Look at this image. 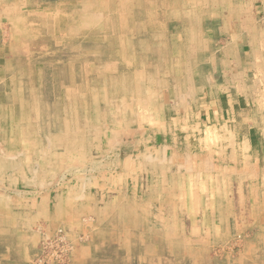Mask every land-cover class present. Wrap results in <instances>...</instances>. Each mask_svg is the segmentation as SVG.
Segmentation results:
<instances>
[{
	"label": "crops",
	"instance_id": "obj_1",
	"mask_svg": "<svg viewBox=\"0 0 264 264\" xmlns=\"http://www.w3.org/2000/svg\"><path fill=\"white\" fill-rule=\"evenodd\" d=\"M174 1V55L153 62V43L168 44L151 38L148 23L136 22L132 2L120 13L129 21L110 28L104 59L105 52L94 51L102 26L90 23L100 19L101 0H0V29L13 17L36 36L59 16L94 33L92 45L80 42L93 53L79 54L81 63L94 64L92 160H76L77 171L64 172L62 183L31 165L1 182L0 189L24 201L20 205L30 213L16 218L15 230L8 225L13 218H0L4 245L28 243L32 253L45 233L37 232L41 227L48 234L52 227L85 229L117 218H264V0ZM7 34L0 33V46ZM40 60L48 58L31 62ZM102 60L110 73L113 63L118 73L125 71L103 93L95 85ZM28 75L36 78L33 71ZM120 78L124 91L117 87ZM104 95L110 102L102 120ZM1 200L5 206L7 197ZM28 262L30 255L22 261Z\"/></svg>",
	"mask_w": 264,
	"mask_h": 264
},
{
	"label": "rangeland",
	"instance_id": "obj_2",
	"mask_svg": "<svg viewBox=\"0 0 264 264\" xmlns=\"http://www.w3.org/2000/svg\"><path fill=\"white\" fill-rule=\"evenodd\" d=\"M101 2L100 19L91 18L90 23L102 26L97 33L100 38L95 37L101 44L94 51L105 52L104 59L109 55L108 40L114 33L110 28L129 21L120 13L127 11L131 2L133 9L138 7L136 22L148 23L149 29L153 28L151 38H161L168 44L156 47L153 43L149 58L156 62L158 57L174 55V35L178 30L174 27L178 23L174 0ZM15 22L12 17L5 22V29H0L2 34L8 32L0 46V74L11 75L0 79V188L4 181L10 182L14 173L30 165L40 169L43 177L47 172L62 183L64 172L77 171L73 168L76 160H92L94 64L81 63L79 54L93 53L92 46L87 48L82 43L92 45L94 33L72 17L53 18L46 30H36V36ZM43 41L45 45L41 46ZM46 42L52 44L46 46ZM40 55L48 60L31 62ZM99 65L101 79L95 85L103 93L110 80L115 81L125 71L122 68L118 73L119 64L113 63L116 69L110 73L108 61L102 60ZM123 66L122 62L120 67ZM29 71L36 74L35 79L29 78ZM18 73L21 78L17 79ZM117 81H121L118 90L124 91V79ZM104 96L100 105L102 120L110 102ZM114 97L120 103L124 101L121 95ZM8 196L7 190L0 189V218H13L12 226L8 225L15 230L19 224L16 218L30 213L21 207L22 201ZM6 197L7 204L3 206L1 199ZM263 221L264 218H189L182 214L181 218H117L113 223L87 224L85 229L62 225L48 229V234L43 226L37 232L45 233L32 253L28 243L4 245L7 238L0 233V264H23L29 255L27 264H264V230L259 229Z\"/></svg>",
	"mask_w": 264,
	"mask_h": 264
},
{
	"label": "bare ground",
	"instance_id": "obj_3",
	"mask_svg": "<svg viewBox=\"0 0 264 264\" xmlns=\"http://www.w3.org/2000/svg\"><path fill=\"white\" fill-rule=\"evenodd\" d=\"M248 28V27H247ZM246 29V28H245ZM263 45V44H262ZM263 47H264V45H263ZM260 58V57H259ZM173 250V249H172Z\"/></svg>",
	"mask_w": 264,
	"mask_h": 264
}]
</instances>
